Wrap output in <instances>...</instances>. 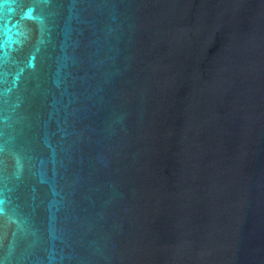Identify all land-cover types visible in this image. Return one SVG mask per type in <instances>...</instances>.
<instances>
[{
	"label": "water",
	"instance_id": "obj_1",
	"mask_svg": "<svg viewBox=\"0 0 264 264\" xmlns=\"http://www.w3.org/2000/svg\"><path fill=\"white\" fill-rule=\"evenodd\" d=\"M0 264H264V0H0Z\"/></svg>",
	"mask_w": 264,
	"mask_h": 264
}]
</instances>
